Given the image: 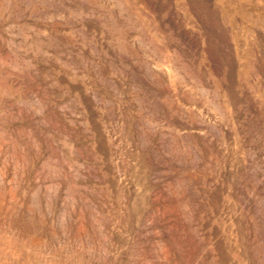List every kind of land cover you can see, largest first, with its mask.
I'll use <instances>...</instances> for the list:
<instances>
[{"label":"rangeland","instance_id":"1","mask_svg":"<svg viewBox=\"0 0 264 264\" xmlns=\"http://www.w3.org/2000/svg\"><path fill=\"white\" fill-rule=\"evenodd\" d=\"M0 264H264V0H0Z\"/></svg>","mask_w":264,"mask_h":264}]
</instances>
